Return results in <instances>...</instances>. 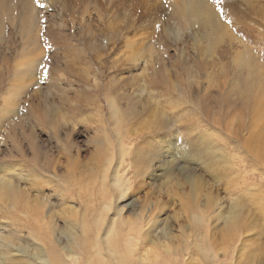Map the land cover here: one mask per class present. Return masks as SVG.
I'll use <instances>...</instances> for the list:
<instances>
[{
	"label": "rangeland",
	"instance_id": "rangeland-1",
	"mask_svg": "<svg viewBox=\"0 0 264 264\" xmlns=\"http://www.w3.org/2000/svg\"><path fill=\"white\" fill-rule=\"evenodd\" d=\"M0 1V177L23 196L19 211L0 201L5 264L31 259L35 221L24 215L32 209L40 207L41 223H50L55 246L64 248L66 224L98 206L80 196L100 180L105 131L117 149L110 97L122 112L137 175L113 209L126 219L148 217L150 241L188 244L194 256L185 259L194 264L201 260L197 232L221 247L230 205L255 216L251 194L264 190V155L251 138V100L264 81V0H189L216 14V25L180 16L188 0H41L44 9L34 0ZM25 204L31 213L23 214ZM199 214L203 227L192 220ZM261 220L239 238L250 245L245 262L264 264ZM74 234L83 258L86 250L91 255L95 231L82 235L77 227ZM67 255L65 262L81 264L82 257ZM239 256L230 260L237 264Z\"/></svg>",
	"mask_w": 264,
	"mask_h": 264
},
{
	"label": "bare ground",
	"instance_id": "bare-ground-1",
	"mask_svg": "<svg viewBox=\"0 0 264 264\" xmlns=\"http://www.w3.org/2000/svg\"><path fill=\"white\" fill-rule=\"evenodd\" d=\"M190 1L188 0L183 2V7H180L181 8L180 16L184 15L187 17V19H189V21L191 19L192 20L194 19L193 21L197 20V22H201L205 24L207 22L210 24L211 21L210 17L218 18L216 14L215 16H213L214 13L210 12V10L204 7V5L202 6L194 5V4L192 5ZM28 6L26 7V9L30 10ZM29 7H32L31 4ZM31 9H33V7ZM34 12H35L34 9L32 12L30 10L28 16L31 15L33 18L34 14L32 15L31 13ZM27 19L29 18L27 17ZM32 20H34V18ZM214 21L215 19L214 20L212 19L210 25L212 24L216 25ZM225 35L228 34H226L225 32ZM132 48L130 47V49ZM250 73L251 75L254 74L252 71H250ZM107 105L111 118L113 120L111 121L112 122L111 127L113 129V132L115 133L117 149L114 151L115 145L109 140V137L107 136V133L105 131V135L103 138V140H105L104 142L105 144L104 143L103 145L101 144V146L99 147L101 151H98V154H100V156L102 157L104 156L103 159L102 158L100 159L101 161H103V165L102 166L99 165L102 167V174L100 176V180L98 181V184H95V186H93L92 188L87 189L88 195H86V198H84L85 196L84 197L80 196V200L85 199V201L83 202V204L85 205L90 206L93 205V203L98 202V206L95 205L97 206L96 209L94 206V208H90V211L86 213V215L93 214L91 217L90 224L86 220L85 218L86 215H84V213L82 215L81 221L74 220V221H70V223H67L64 231L62 232V234L66 238L67 246L64 248H57L55 246L56 244L53 239L54 231L52 230L53 228H51L50 223H49L50 226L47 225V223L44 222L41 223L42 214L40 207H38L37 209H32V212H36L34 215L29 214L24 216L25 217L30 216L29 218L32 217L35 221V224L32 222V224L31 223L29 224V227L31 226L32 228L35 229V233L33 234V239L36 243V247L35 249L33 248L34 252L30 254L31 257L30 261L21 260L20 264H79L80 263V262L78 263L79 260L76 261L75 259H73V257L69 259L70 261L68 263L65 262V259L68 258L67 253L69 254L71 253L78 257H82L81 264H189L190 261L188 260L186 261L185 257L189 256L188 259H191L190 257L194 256L189 253L188 244L184 249L185 250L184 252L183 248L179 249L178 247H173L168 243L150 241L145 230L148 226L150 219L148 217H145L144 214H142L141 212L138 215L132 217L131 220V218L126 219L127 217L125 218L124 216H122L121 210L113 209L114 202L116 201L115 203H117L124 200L129 194V192L133 189L135 180L137 179L136 178L137 175H135L136 173L133 174L134 166H133V162L129 158L132 153L131 152L132 142H130V140L128 139L129 137L127 138V136L129 135H127L128 132L126 131L125 128H124L125 130L123 131L126 132L125 133L121 132L123 125L122 124L123 115L119 109L120 107H118L117 102L112 97L108 99ZM251 118H252V125L254 127L253 134L251 137L252 142L254 144L255 152L257 154L259 153L262 156L264 155V81H259V83L257 84V92L252 97ZM104 151L106 152L104 153ZM95 154H96L95 162H97L98 154L97 153ZM100 156L98 158H100ZM77 158L75 160H77ZM100 172L101 171H99V173ZM2 176L0 177V201H7V200L10 201L9 203H11L12 206L11 208H13V210H15L17 207L20 208L21 202L23 200V196L17 189H15L12 186L11 181H9L6 177L4 176L2 177ZM251 199L252 201L258 203L259 207L257 208V210L255 208L256 214H254L255 216L252 217L250 220H249L250 217L248 218L246 215L245 216L243 215L241 206L238 203H234L230 205L231 207L228 213L224 217L225 221L221 231L222 245L219 249H215L211 245L210 241L208 240V235H206V233L202 234V232L200 233V231L199 233L197 232V234L199 235L196 236V240H194L193 247L197 250V252L201 256L200 258L201 260H198L196 257L194 259L195 260L194 264H235L232 260H230V258H231V254L237 252V250L240 255L239 256L240 260L237 264H255L256 257L251 258L252 260L250 259L247 262L244 261L247 253H250V251H248L249 249L248 247L250 246L249 243L245 241V243L239 244L238 241H240L239 238H242L247 234L246 232L248 233L250 231L252 232V229L257 227L258 220L259 221H262L261 219L264 220V190L260 189L257 193L251 194ZM3 203L5 202H2V204ZM25 205L27 206V204ZM86 207L87 206H85V208ZM29 209L30 207L27 206L24 209L25 211L23 210L24 211L23 214L31 213L29 212L31 211ZM112 211H114V217L110 218L109 214H111ZM14 214L16 215L17 213ZM105 220L106 221L108 220V222L107 224L104 223L106 225L103 226V222H105ZM192 220L194 223L200 225L201 227L206 225V217L204 215L201 214L193 215ZM77 227H79L82 235L87 234L89 228L95 231L96 237L94 240H92L90 247V249L92 250V254L89 255L91 251L86 250L85 258H83V256L81 255L82 252L80 253L77 250L79 243L76 240L77 235L75 236L74 234L75 229ZM102 228L103 231H101ZM244 232L246 233L245 235H243ZM100 235L104 237L101 238ZM24 251L25 250L22 249V253H25ZM218 252L222 253L221 258L218 256ZM7 257L8 255L2 250H0V264H5L6 259L8 260ZM32 258H34V260Z\"/></svg>",
	"mask_w": 264,
	"mask_h": 264
},
{
	"label": "snow or ice",
	"instance_id": "snow-or-ice-1",
	"mask_svg": "<svg viewBox=\"0 0 264 264\" xmlns=\"http://www.w3.org/2000/svg\"><path fill=\"white\" fill-rule=\"evenodd\" d=\"M213 2L215 3V0H213ZM35 6L39 9H44L46 7L45 4L41 3V0H34Z\"/></svg>",
	"mask_w": 264,
	"mask_h": 264
}]
</instances>
